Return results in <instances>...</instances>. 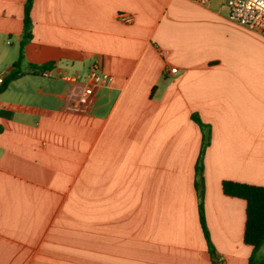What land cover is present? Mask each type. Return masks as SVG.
Instances as JSON below:
<instances>
[{"label": "crops", "instance_id": "obj_1", "mask_svg": "<svg viewBox=\"0 0 264 264\" xmlns=\"http://www.w3.org/2000/svg\"><path fill=\"white\" fill-rule=\"evenodd\" d=\"M24 2L0 0V79L19 54ZM222 6L33 0L22 66H51L0 93V264H214L191 114L211 131L203 206L216 261L247 264L245 201L221 181L264 186V37ZM95 60L110 81L86 111L67 109L62 74L82 83Z\"/></svg>", "mask_w": 264, "mask_h": 264}, {"label": "trees", "instance_id": "obj_2", "mask_svg": "<svg viewBox=\"0 0 264 264\" xmlns=\"http://www.w3.org/2000/svg\"><path fill=\"white\" fill-rule=\"evenodd\" d=\"M32 3L33 0H25L24 2L19 54L17 59L12 63L11 69L0 79V93L12 80L18 78L23 73H41L42 71L49 69L51 66L50 63L41 64L39 66L31 64L26 71L22 66V60L24 58L23 47L32 35V18L30 14ZM191 118L198 124L202 132L201 149L194 165L195 176L200 177V182H197L196 177L194 181L197 192L198 218L206 241L207 251L212 259V262L215 264L217 261L214 260V257H216L217 252L209 237V232L205 223L203 206L204 165L201 155L204 151L203 149L208 144L209 129L208 125L205 124L197 114H191ZM198 185H200V188ZM221 190L227 196L239 197L245 201L242 241L244 244L251 246V252L248 256L247 264H264V186L224 179L221 181Z\"/></svg>", "mask_w": 264, "mask_h": 264}, {"label": "built area", "instance_id": "obj_3", "mask_svg": "<svg viewBox=\"0 0 264 264\" xmlns=\"http://www.w3.org/2000/svg\"><path fill=\"white\" fill-rule=\"evenodd\" d=\"M199 4H207L209 0H192ZM228 9L227 18L244 28L264 37V0H219ZM118 17L124 22H131L132 17L126 13H119ZM170 72L176 67L171 66ZM41 73L46 74V71ZM62 79L71 84L66 108L72 111L84 112L92 103L97 88L104 82L110 81L111 75L104 71L97 60L88 66L85 81L78 82L76 75L62 74Z\"/></svg>", "mask_w": 264, "mask_h": 264}, {"label": "rangeland", "instance_id": "obj_4", "mask_svg": "<svg viewBox=\"0 0 264 264\" xmlns=\"http://www.w3.org/2000/svg\"><path fill=\"white\" fill-rule=\"evenodd\" d=\"M221 9H222V11L223 12H225V13H227L228 12V9H227V7L226 6H222L221 7ZM205 23H203V25H204ZM201 139H202V132H201V137H200ZM201 139L199 140V147H198V153H197V156H198V154H199V151H200V149H201ZM210 141H211V131H209V137H208V144L205 146V148L203 149L204 151H203V153H202V160H203V165L205 166V161H204V159H205V150L207 149V147H208V145H209V143H210ZM197 158V157H196ZM194 165H195V162H194ZM208 165V164H207ZM204 168L205 167H203V173H204ZM195 177H196V179H197V182H200V177L199 176H195V171H194V180H195ZM198 187L200 188V185H198Z\"/></svg>", "mask_w": 264, "mask_h": 264}, {"label": "water", "instance_id": "obj_5", "mask_svg": "<svg viewBox=\"0 0 264 264\" xmlns=\"http://www.w3.org/2000/svg\"><path fill=\"white\" fill-rule=\"evenodd\" d=\"M214 260H217V256H216V257H214ZM216 264H218V262H216Z\"/></svg>", "mask_w": 264, "mask_h": 264}]
</instances>
